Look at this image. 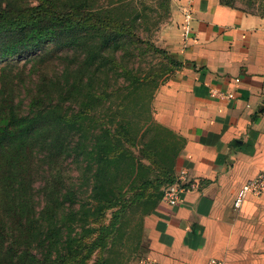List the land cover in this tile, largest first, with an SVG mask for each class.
<instances>
[{"label":"rangeland","instance_id":"1","mask_svg":"<svg viewBox=\"0 0 264 264\" xmlns=\"http://www.w3.org/2000/svg\"><path fill=\"white\" fill-rule=\"evenodd\" d=\"M114 1L96 0L95 4L105 6ZM176 1L180 0H119V4L124 6L123 12H131L132 16L138 17L135 29L139 41L120 38L114 43L113 35L101 28L89 31L71 26L58 33L56 29L63 18L54 17L47 11L35 15L21 29L0 33V131L7 122L10 106L18 115L31 116L38 109L47 110L46 116L50 120L47 123L51 126L57 125L52 120L54 111L69 117L78 110L74 119L81 130L76 132L75 139L83 141L81 144L87 148L94 142L89 136L91 132H100L99 128L105 124L113 127L114 123L111 125L109 122L118 120L120 116L143 122L151 113L155 119L154 102L158 90L175 76L173 62L177 59L172 47L178 38L177 30L180 36L185 32L183 22L177 17ZM49 3L55 4L57 14L67 9L71 2L0 0V9L28 11L39 5L49 6ZM230 4L239 11L264 17V0H230ZM184 5L180 6L183 18ZM54 32H57L56 36H49ZM33 34L40 36L33 49L12 55L4 53L18 38ZM103 36L112 40L106 44L109 54L101 58L102 52L95 44L100 43ZM123 71L127 74L123 75ZM72 82L76 83L73 89L78 96L76 102L72 101L69 91ZM45 139L51 144L48 148L43 145ZM60 139L54 131L47 136L34 134L32 143L14 149L17 159L11 165L7 164L9 159L0 154V205L4 204L6 192L10 189L14 198L17 195L31 197V206L36 213L34 217H38L35 224L39 225L34 235L28 237L27 244L22 239L24 234L16 233L12 238L17 243L6 242L2 245L3 250L12 248L16 254L26 250L36 259H42L48 248L42 234L45 221L39 212L44 203L58 209L66 207L70 196L63 197L70 193V189L76 191L74 194L78 201L86 196L79 175L82 164L59 143ZM178 142L182 145V140ZM149 190L153 189L147 186L145 194ZM135 192V189L126 192L119 203L91 224L93 229L81 239L73 264H137L145 258L147 240L143 219L152 202L144 195L134 198L132 194ZM2 217L4 222L9 220L4 213ZM60 251L63 252V248Z\"/></svg>","mask_w":264,"mask_h":264},{"label":"crops","instance_id":"2","mask_svg":"<svg viewBox=\"0 0 264 264\" xmlns=\"http://www.w3.org/2000/svg\"><path fill=\"white\" fill-rule=\"evenodd\" d=\"M175 3L182 22L180 6L189 3V25L181 36L177 30L179 66L158 90L155 119L184 139L174 175L184 169L197 186L144 216L145 258L264 264V191L232 206L238 189L264 171V17L220 0Z\"/></svg>","mask_w":264,"mask_h":264},{"label":"trees","instance_id":"3","mask_svg":"<svg viewBox=\"0 0 264 264\" xmlns=\"http://www.w3.org/2000/svg\"><path fill=\"white\" fill-rule=\"evenodd\" d=\"M69 1L71 3L67 9L57 14L55 4L52 3H49V6L39 5L28 11L12 12L9 9H0V33L21 29L35 15L47 11L54 17L63 18L62 24L56 29L58 33L71 26L89 31H97V28H101L113 35L114 43H117L120 38L132 42L133 38L138 40L135 29L138 17L132 16L131 12H123L124 6L119 4V0L105 6L96 5V0ZM220 2L233 7L230 0H220ZM127 7L135 9L132 6ZM56 33L49 36H56ZM89 38L93 39V37ZM110 40L112 38L103 36L102 41L95 44L98 51L102 52L101 58L109 54L110 50L106 49V44ZM38 41H40V36L34 34L26 38L20 37L9 47V50L5 49L4 53L12 55L33 49ZM115 53L116 47L113 50V56ZM118 62L121 65L120 61ZM173 65L179 66V61L175 60ZM125 74L127 71H123V75ZM135 79L138 78L135 77ZM75 85V82L69 84V91L74 102L78 99L76 93L73 92ZM157 85L155 84L154 87ZM89 93L95 94L90 91ZM46 111L38 109L32 112L31 116L18 115L15 108L10 106L7 122L0 131V154L7 157L9 159L7 164L11 165L12 161L17 159V152L14 149H21L32 143L34 134L43 133L47 136L54 131L58 137H61L59 143L70 155L73 154L76 161L82 164L79 175L82 177L81 184L85 187L84 193L87 194L78 201L74 194L76 191L70 189V193L63 197L64 199L70 196L68 205L60 209L49 206L47 202L44 203L39 212L45 221L43 230H41L43 241L48 248L45 256L39 260L26 250L20 254H16L12 248L3 250L2 245L6 242L17 243L12 238V236L16 237V233L24 234L22 236L25 238H21L25 239V244H27L28 237L34 235V231L39 228V225L35 224L38 223V217L37 219L34 217L36 213L33 212L31 206L32 198L27 195H17L14 198L11 189L8 193L6 192L4 204L0 205V264H73L72 259L78 253L81 239L93 229L91 224L107 209L119 203L126 192L135 189L136 192L132 194L134 198L143 195L145 198H151L152 205L148 214L160 200L163 188L176 180L174 168L184 139L170 128L157 122L151 113L145 117L143 122L141 119L132 121L131 118L120 116L118 120L109 122L111 125L114 123L113 127L105 124L99 128L100 132L89 134L94 142L87 148L81 144L83 141L75 139L76 132L81 130L74 119L78 116V110L69 117L54 111L52 120L57 125L52 126L47 123L50 120L47 119ZM178 140H182V145ZM43 145L48 148L51 144L45 139ZM147 186L153 190L145 194L144 189ZM2 213L5 217L8 216V221L4 222ZM12 218L13 222H11ZM58 244H61L60 248L57 247ZM61 248L63 252L60 251Z\"/></svg>","mask_w":264,"mask_h":264},{"label":"built area","instance_id":"4","mask_svg":"<svg viewBox=\"0 0 264 264\" xmlns=\"http://www.w3.org/2000/svg\"><path fill=\"white\" fill-rule=\"evenodd\" d=\"M190 6L189 3L185 5L184 8V18L183 26L185 27V32L188 30L189 19H190ZM264 117V106L262 109ZM197 186L195 179L188 176L187 171L181 169L173 183L166 185L163 188V192L160 198L161 202L168 205H177L181 201L182 194L189 189H193ZM264 191V171L259 172L252 179L247 180L236 192L232 206L234 209H239L244 200L248 195L258 196ZM137 264H153L148 258L141 259ZM207 264H222V261L215 258H211Z\"/></svg>","mask_w":264,"mask_h":264}]
</instances>
